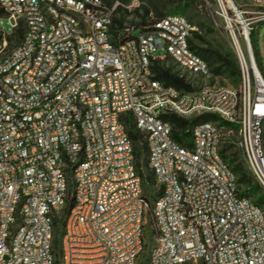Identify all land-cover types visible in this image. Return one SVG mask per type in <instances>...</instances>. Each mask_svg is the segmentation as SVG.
Listing matches in <instances>:
<instances>
[{"label": "built area", "instance_id": "built-area-1", "mask_svg": "<svg viewBox=\"0 0 264 264\" xmlns=\"http://www.w3.org/2000/svg\"><path fill=\"white\" fill-rule=\"evenodd\" d=\"M120 4L0 0V21L12 28L0 25V264H264V209L223 153L233 143L264 192V76L251 42L264 0H215L240 88L190 92L166 86L152 66L171 56L181 76H209L191 47L196 27L170 14L143 28L125 25L126 38L113 40ZM167 112L218 119L197 124L183 145L161 117ZM130 117L162 187L153 201ZM71 196L58 258L55 222ZM148 223L154 242L144 258Z\"/></svg>", "mask_w": 264, "mask_h": 264}, {"label": "trees", "instance_id": "trees-1", "mask_svg": "<svg viewBox=\"0 0 264 264\" xmlns=\"http://www.w3.org/2000/svg\"><path fill=\"white\" fill-rule=\"evenodd\" d=\"M104 3L107 5L112 6L116 0H103ZM120 5L115 10V15L113 19V23L111 26V38L113 40L121 39L124 40L126 35L123 33L126 17L128 15V10L125 5H128L130 0H119ZM212 1V0H210ZM195 2V0H187L184 3L183 10L187 9L191 4ZM142 10L141 13H139ZM150 9L146 6L142 8L136 9L135 13H139L138 16L140 20L138 22L132 21L131 25L136 26L138 28H143L155 19H159L162 17L167 16L166 14L157 13L158 17L150 18ZM193 35L203 42L202 36L196 30L193 32ZM251 42L253 46V53L257 67L262 73V62L260 57V49L257 45L254 44L252 39L251 33ZM191 47L197 54H199L209 65L210 70L214 75H222L229 73L231 76H239L240 78V67L234 61L230 60L227 56L222 55L220 52L212 50L210 48H203L196 45L193 40L191 39ZM171 56H166L164 59H157L154 61L152 69L155 75V78L163 82L166 86H172L179 90L183 91H194L197 87L192 84L190 78L185 75H180L179 70H176L174 65L168 63L171 60ZM173 60V59H172ZM174 61V60H173ZM162 119L169 122L173 126V138L179 142L180 144L186 145L191 141L192 131L193 128L202 122L205 121H215L217 120V116L214 114L204 113L192 118H184L175 113L167 112L164 113ZM127 132L129 133L130 137L134 141V151L136 162L138 166L139 174L143 179V185L145 186H157L156 184V177L154 172L148 166V154H147V147L146 143L143 141V134L140 132L139 129L136 128L135 122L130 117L127 119L126 124ZM141 143V148L137 146V143ZM233 144H228L223 148V153L226 156V152ZM143 157V158H142ZM233 161V159H230ZM234 170L240 175L239 182L240 184L244 183H251L249 177H247L246 173L241 172L239 165H234ZM69 190L73 192V183H70ZM145 193V192H144ZM162 193V187L158 188L156 192H150L148 194L145 193L146 197L149 200L157 199ZM245 194L248 195L249 191H244ZM74 204L73 196L68 199V203L64 209V215L60 219H56L55 227H54V248L58 258L61 256V240L63 236V230L65 226V218L67 217L69 211L71 210ZM259 205H262L263 202H259Z\"/></svg>", "mask_w": 264, "mask_h": 264}, {"label": "rangeland", "instance_id": "rangeland-1", "mask_svg": "<svg viewBox=\"0 0 264 264\" xmlns=\"http://www.w3.org/2000/svg\"><path fill=\"white\" fill-rule=\"evenodd\" d=\"M119 0H116V3ZM187 0H138L139 6H129L125 7L128 10V15L126 17V25H131L132 21L138 22L140 20L138 14L142 12V10L137 14L135 13L136 9L142 8L143 6L148 7L150 11V18L158 17L157 13L161 14H180L187 17L191 23L196 27V31L203 38V42L197 39L194 35L192 36L193 42L203 48H210L212 50L220 52L222 55L227 56L230 60L234 61L237 65L239 62L235 56V53L230 45L229 38L225 29V24L223 19L217 14V6L215 4V0H195L187 9L183 10L184 3ZM120 2V1H119ZM131 2V0H130ZM130 2L128 4H130ZM235 4L241 5L246 2V0H234ZM0 25L3 26L7 32H11L12 28L7 19H3L0 21ZM264 31V23L257 25L255 30L252 32V39L254 44L257 45L260 49V57L262 62V74L264 76V51L260 48L259 42L260 38ZM163 50H159L155 53L156 56L160 54H164ZM168 63L174 65L175 69L178 70V66L171 59ZM192 83L197 87L203 84L210 85H229L236 88H240V78L239 76H231L229 73L222 75H214L211 71L209 76H191L188 75ZM227 129H225V132ZM237 134V133H236ZM227 140V139H226ZM228 144H233L231 142H227ZM137 146L141 148V143L138 142ZM228 156L233 161L229 160L231 165H239L241 172L246 173L247 177L250 178L251 183L241 184V188L243 191H249V195L253 198V200L257 203L263 202L261 205L264 209V192L259 187V185L255 182L252 175L248 172L247 165L244 162L243 156L239 149L233 144L227 151ZM143 158V157H142ZM156 192L157 186H144L143 190L146 194L150 192ZM154 242V238L152 235V227L151 223H148L146 226V247L143 253V257L147 258L149 255L151 246ZM186 264H203L202 261L197 262H189Z\"/></svg>", "mask_w": 264, "mask_h": 264}]
</instances>
